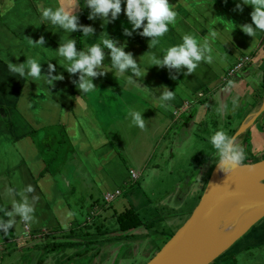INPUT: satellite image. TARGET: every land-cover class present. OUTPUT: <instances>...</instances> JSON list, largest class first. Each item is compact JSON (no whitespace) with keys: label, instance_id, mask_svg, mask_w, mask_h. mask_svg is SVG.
<instances>
[{"label":"crops","instance_id":"0c3cea01","mask_svg":"<svg viewBox=\"0 0 264 264\" xmlns=\"http://www.w3.org/2000/svg\"><path fill=\"white\" fill-rule=\"evenodd\" d=\"M253 77L264 82V0H0V248L109 217L103 195L137 183L177 122L191 128L206 104L254 115ZM237 139L236 160L264 148V109ZM117 204L110 216L134 209Z\"/></svg>","mask_w":264,"mask_h":264},{"label":"rangeland","instance_id":"374dc122","mask_svg":"<svg viewBox=\"0 0 264 264\" xmlns=\"http://www.w3.org/2000/svg\"><path fill=\"white\" fill-rule=\"evenodd\" d=\"M251 83L254 89H258L259 92L256 91L259 93L258 96H261L264 86L261 77H253ZM211 107V104H206L199 109L202 110L203 117L200 120L197 118L191 128L183 127L180 120L164 133V138H161L162 142L155 147L157 156L153 157L148 167L145 168L144 176H141L137 183L136 179L131 184L124 185L122 195L116 196L120 198L115 197L111 201L112 203L108 202L111 203V206L103 212V215L109 214L107 220L103 221L100 217L93 216L84 220L88 209L87 205L83 206V212L78 213L79 217L82 215L84 222L91 221L90 223L94 222V225L101 223L103 224L102 229L113 231L116 224L110 213L113 211L112 208H115L116 211L121 210L122 207L117 204V201L126 198L128 205L130 202L140 217L150 223V229H137L136 237L106 240L104 245L97 247L98 250L94 249L78 257L72 256L75 249L69 247H65L64 251L45 253L47 248L45 246L54 240L53 236L59 235L55 239L56 242L66 239V236H60L62 233H47L45 231L44 235H31V239L28 238L26 241L25 239L16 240L7 246H2L0 248V264H55L57 262L59 264H145L154 256L151 257L156 248L168 240L169 234L175 233L189 217V215L184 216L179 221L178 216L191 209V213L193 212L199 201L198 195L203 192L207 183H205V179L200 180L201 173L204 168L207 175L212 172L224 154L230 139L249 114L247 103L235 109L233 105L229 104L220 111V114L219 111L211 114L209 112ZM142 116L145 117L144 114ZM230 130H235L232 135ZM173 137L174 144L168 142ZM246 137L249 138L250 135L248 134ZM180 138L183 139L181 142H179ZM252 144L251 141L250 147H253ZM164 145H167V154H165L166 151L161 154ZM239 145L246 148L244 140L236 139V146ZM238 159L235 160L237 162L244 161V163L264 159V148L254 149L249 153L241 151ZM128 164L130 165V163ZM150 169L153 173L146 178ZM182 196L185 198L184 201H181ZM177 200H179L178 205L175 207L174 202ZM74 228L73 226L72 229ZM113 233L108 237L121 236V233L117 231ZM147 233L149 234L146 235ZM95 238L100 242V239L104 237ZM57 249L59 248L57 247ZM93 251L96 255L92 254ZM236 251L240 253L235 258L233 254ZM234 258L236 259L235 264H264V217L238 239L220 260L210 264H223L225 261L228 264Z\"/></svg>","mask_w":264,"mask_h":264},{"label":"water","instance_id":"95a60500","mask_svg":"<svg viewBox=\"0 0 264 264\" xmlns=\"http://www.w3.org/2000/svg\"><path fill=\"white\" fill-rule=\"evenodd\" d=\"M263 109L264 99L230 139L193 212L145 264L213 263L264 217V159L240 163L231 156Z\"/></svg>","mask_w":264,"mask_h":264},{"label":"trees","instance_id":"16d2710c","mask_svg":"<svg viewBox=\"0 0 264 264\" xmlns=\"http://www.w3.org/2000/svg\"><path fill=\"white\" fill-rule=\"evenodd\" d=\"M79 39H80V37H78V39L76 40L77 45H79ZM233 133H234V131H232L231 135ZM255 161H257V160H255ZM240 163H244V161H241ZM199 197H198V199H199ZM111 217L115 220V224H116L115 225L116 228L113 231L102 229L103 224H101V223L94 225V222L90 223L91 221L88 223L84 222V224L79 225L78 227H75L74 229L71 228L66 233H64V236H66V239H67V240L65 239V241H61V242L57 241L56 242L55 239H57L58 238L57 236H59V235L53 236L54 240H52L50 242V244H48V246H45V247H47L45 250V253H48V251L60 252V251H64L65 247L66 248L69 247L70 249H75L72 256H74V257L75 256L76 257L83 256V254H87L90 251L97 249V247H101V245H104L106 240H108V241L110 239L119 240L120 238H123V237L127 238L129 236L136 237L138 235L137 229L144 228V229L148 230L151 227L150 223L145 222L142 219V217H140V215L132 207H128L120 213L114 212ZM107 218H108V216L105 217V219H103V221L107 220ZM115 231L121 233V236L117 235L114 238L108 237V236H110V234H112ZM161 233H164V231H161ZM148 234L149 233H147L146 235H148ZM173 234L174 233L169 234L168 237L170 238ZM60 236H62V235H60ZM98 236L99 237L103 236L104 238L100 239V242H99V240L97 241V239L95 238ZM169 238H167V239H169ZM163 243H165V241ZM161 245L156 248V250L153 252L151 257L160 249ZM57 247L59 249H57ZM92 254H95L94 251ZM221 257L218 258L217 260H220ZM217 260H215L214 262H216ZM235 261H236L235 258L231 259V261L228 264H235ZM55 264H59V263L57 262Z\"/></svg>","mask_w":264,"mask_h":264},{"label":"built area","instance_id":"2783aa9c","mask_svg":"<svg viewBox=\"0 0 264 264\" xmlns=\"http://www.w3.org/2000/svg\"><path fill=\"white\" fill-rule=\"evenodd\" d=\"M250 59V56L248 55H245L243 57H240L238 62L230 69L229 71V74H232L234 71L240 69L244 63H246L248 60ZM201 95V93H199ZM131 175L132 177H136V172L134 171H131ZM120 194V190L119 189H116L112 192H106L104 195H103V201L108 203V202H111L116 196H118ZM27 226L25 225V228Z\"/></svg>","mask_w":264,"mask_h":264}]
</instances>
